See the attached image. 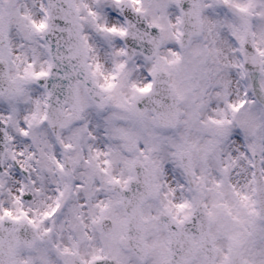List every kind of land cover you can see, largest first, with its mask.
<instances>
[{
    "label": "snow or ice",
    "instance_id": "obj_1",
    "mask_svg": "<svg viewBox=\"0 0 264 264\" xmlns=\"http://www.w3.org/2000/svg\"><path fill=\"white\" fill-rule=\"evenodd\" d=\"M128 3L0 0V264H264V0H189L231 56L210 41L191 68Z\"/></svg>",
    "mask_w": 264,
    "mask_h": 264
},
{
    "label": "clouds",
    "instance_id": "obj_2",
    "mask_svg": "<svg viewBox=\"0 0 264 264\" xmlns=\"http://www.w3.org/2000/svg\"><path fill=\"white\" fill-rule=\"evenodd\" d=\"M86 2L91 4L93 3V0H86ZM181 6L185 8V14H181L180 8L174 2H170V0H140L139 5L131 4L129 0L126 13L129 16L131 22L135 25L136 29L141 32L152 33L154 31L153 21L164 25L165 29L169 32H174L176 27H179L180 30L183 31L185 48L181 50L179 44L174 39L168 40L161 46L159 50V54L161 56H168V49L181 51L183 62L191 68L195 66L198 59L196 56H194V51L207 42L216 41V46L221 47L224 53L228 54L229 58H231L229 47L227 43H225L229 39L227 34L221 33L219 38L216 37L214 32L209 34L207 31H205L201 34H196L194 27L196 23L195 17L186 14L187 7L190 6L189 0H181ZM137 7L142 10L140 13L136 12ZM103 11L110 13L112 17L116 16V12L112 7H108ZM225 11L226 10L222 7H217L215 9L209 8L205 10L203 15L214 20L222 18ZM217 13H219V16ZM177 16H180L182 19V23L179 25L176 24ZM106 18L110 19V17L107 15ZM116 23H120V21L117 20ZM88 31L92 32L93 39L96 41L101 57V63L105 66L106 70L110 69L113 58L106 55V53L110 52L111 49L108 48L107 44L102 39H100L91 28H89ZM155 34L159 36V31L155 30ZM205 36H207V41L204 38ZM114 43L117 48L128 47L130 50L131 47L135 46L138 49L143 48L144 51L150 52V46L147 45L146 41L134 40L131 37L124 41L115 40ZM134 59L141 65V67L133 72L132 79L142 84L149 78L147 69L150 67V62L145 61L142 56H137ZM254 79H258V76H255ZM31 87L33 89L34 97L39 96L42 91L39 84L34 83L31 85ZM144 103H147V100H145ZM216 106L217 102L213 100L212 105L207 109V113L211 114L212 109ZM20 107L22 110H28L31 108L30 105H21ZM0 108H6V106L0 104ZM97 134L99 135V133ZM104 143H106L104 137L100 136L99 141L96 142V146L101 147V150H103L102 145Z\"/></svg>",
    "mask_w": 264,
    "mask_h": 264
}]
</instances>
